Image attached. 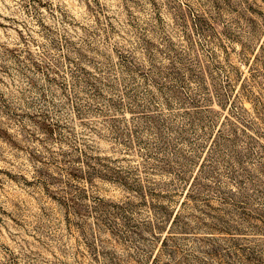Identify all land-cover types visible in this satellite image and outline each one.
Listing matches in <instances>:
<instances>
[{"label": "rangeland", "instance_id": "1", "mask_svg": "<svg viewBox=\"0 0 264 264\" xmlns=\"http://www.w3.org/2000/svg\"><path fill=\"white\" fill-rule=\"evenodd\" d=\"M0 264H264V0H0Z\"/></svg>", "mask_w": 264, "mask_h": 264}]
</instances>
